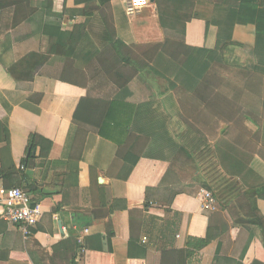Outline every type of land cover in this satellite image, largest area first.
I'll return each mask as SVG.
<instances>
[{
    "label": "crops",
    "instance_id": "1",
    "mask_svg": "<svg viewBox=\"0 0 264 264\" xmlns=\"http://www.w3.org/2000/svg\"><path fill=\"white\" fill-rule=\"evenodd\" d=\"M195 1L187 44L223 49L226 65L227 56L237 55L240 67L258 74L259 89L248 92L242 84L241 100H235L233 90L216 88V64L209 75L212 88L200 94L167 91V79V88L156 89L141 76L109 94L113 86L105 85L98 73V58L108 46L106 22L114 24L117 38L134 51L154 46L150 22L138 16L151 15L163 34L155 3L130 15L127 0H0V107L10 133L9 144L0 143V161L7 149L4 163L19 169L29 149L33 160L18 186L43 210L40 224L25 240L0 208V264H85L83 250L73 258L62 247L79 241L94 249L99 246L96 238L108 233L115 234L114 264H129L130 238L146 250L145 260L132 264H161L164 248L179 252L183 264H221L224 259L264 264L259 228L249 226L250 237H240L234 249L233 230L242 228L223 207L204 211L199 197L191 194L207 186L211 170L216 173L220 167L207 151L214 146L210 137L198 134L208 140L201 144L189 132L211 128L225 140L227 161L242 163L241 174L225 172L239 191L264 181V0ZM160 63H172L156 58L151 66L173 81L175 76H167ZM248 93L257 99L254 103L244 100ZM201 94L208 102L198 99ZM188 95L185 102L180 98ZM88 97L112 99L110 119L102 123L100 113L96 120L103 124V135L91 122L95 110L81 109L74 121ZM219 115L223 117L217 121ZM125 156L139 161L131 166ZM148 189L177 194L170 206L146 205ZM259 206L264 213V201ZM210 230L211 244L186 257L189 238L205 239ZM96 264L111 260L103 256Z\"/></svg>",
    "mask_w": 264,
    "mask_h": 264
},
{
    "label": "trees",
    "instance_id": "2",
    "mask_svg": "<svg viewBox=\"0 0 264 264\" xmlns=\"http://www.w3.org/2000/svg\"><path fill=\"white\" fill-rule=\"evenodd\" d=\"M255 1L258 0H242L243 3H255ZM155 4L160 27L165 32V42L162 45H154L146 48L140 47L139 49H141V52H138V50L134 51L132 47H128L117 38L114 24H109V22H106V27L108 29V46L104 53L98 58V73L104 75L105 85L107 83H110V87L113 86L112 91L109 93L110 95L113 91L117 92L119 89L126 87L138 76H141L142 78L145 77L148 82L151 81L156 89H165L166 83L164 79H167V84H170L169 88L166 87L167 91L178 89L183 94H187L189 92V95H191V92L200 94L201 92H203V89H209L213 86V81L211 82L212 77H210L209 75L211 74V72L213 73L212 68L214 64L219 65L220 63H224L225 53L223 49H198L187 44V28L188 24L191 23L196 16V1L155 0ZM156 58H160L162 60L165 59L172 63L173 67H164L165 70H167V72H165L167 76H175V79L173 81H170L169 78H166L163 73L151 66ZM160 64L162 65L163 63ZM189 95L185 97L180 96V98L183 97L182 100L185 102L187 101V97H189ZM189 99L190 101L192 100L191 97ZM198 99L204 103L208 102L207 99L203 98L202 94ZM111 100L112 99L106 97H88L85 100H82L75 114L74 121H78L77 119L79 118V111L81 109L88 107L89 109L95 110L92 111V113L93 116L96 117V119L94 118L93 120H91V122L94 124L93 127L98 131V133H100V135H103L102 123L106 118L108 120L110 119V111L111 108L114 107ZM100 113H103V119L101 120V122H103L96 123V120L98 119V115H100ZM2 117L3 111L0 107V143L9 144L10 133L8 128L4 125ZM222 117L223 116L220 115L215 116V118H217V121H220ZM205 120L208 121L209 119L207 118ZM232 120H234L233 116ZM206 126L208 125L206 124ZM189 132L194 133V135L197 136L198 139H200L201 144H207L208 140L206 142L204 138H202V136L199 137L198 134H206L208 135L207 137H210L211 141L214 142V146L208 148L209 150L207 151L215 155V158L217 159L216 163L222 170L224 177L226 171H232L234 174L242 173V163L239 160H237V162H230L231 166L228 165V161L225 155V140L220 139L217 131L211 130V128H209L208 130L190 129ZM34 139L35 137H32L31 143L28 147L31 150L35 148ZM244 147L247 149L248 146L245 145ZM28 150L29 149H27L26 151L25 158L21 162V167L24 166L25 170L31 166V161L33 160L31 158L32 154L29 153ZM7 151L8 150L5 149L1 152L2 161H0V179H2L3 187L6 189L20 188L18 184L23 179L25 170H21V167H19L18 169L13 163H10L9 165H6L4 163V154L10 152ZM236 151H238L237 147H234V152ZM41 156L46 157L47 153H42ZM129 156L133 157L131 154H129ZM124 159L127 163L132 164L131 166H135L139 161V157H136V159H132L125 156ZM226 180H230V175L226 178ZM233 185L234 184L232 183V185H230L226 189L229 197V200L226 203H222L220 197L216 195L214 191H212V188H210V186H208V190L213 192L216 196L219 207L221 204H223L222 206L232 223L242 228L233 230L232 237H234L236 240L233 247L235 249L237 241L240 240V237H250L251 231L249 230V226H255L259 228L262 235L264 236V213L259 206V202L264 201V181L260 185L244 192L239 191L237 186ZM203 188L207 189L206 186L198 187L196 188L194 193L191 194L194 196H198L200 190ZM147 193L148 200H146V205L156 202V204L163 206H170L177 194L171 189H148ZM27 194L30 196L29 193ZM50 207L53 210V206L50 205ZM114 235V233H108L107 235L96 238L99 246L94 249L85 248L81 243H78L79 241L69 242L62 248L65 250V253L67 255L75 254L73 258H76L75 256L77 255L78 250H83L85 264H96L97 259L103 256L109 257L111 260V264H114L112 246V240L113 238H115L112 236ZM212 240L211 230L209 231L208 236L205 239L189 238L187 243V250L184 254L186 255V257L194 256L197 252H200L204 248L209 246ZM244 242L245 238L240 250L242 249ZM138 246V241L136 239L130 238L129 264H132L131 261L134 259L145 260L146 250H142ZM56 249L58 250L59 247ZM259 249H261L264 253V245L260 246ZM178 255L179 252L164 248L162 250L161 264H183ZM139 256H141L142 259H139ZM232 262V259H224L221 261V264H232ZM217 264H219L218 260Z\"/></svg>",
    "mask_w": 264,
    "mask_h": 264
},
{
    "label": "built area",
    "instance_id": "3",
    "mask_svg": "<svg viewBox=\"0 0 264 264\" xmlns=\"http://www.w3.org/2000/svg\"><path fill=\"white\" fill-rule=\"evenodd\" d=\"M152 5L151 0H127L130 15L148 9ZM21 170H25V167L22 166ZM198 197L204 211L214 212L218 209V200L210 190L201 189ZM0 208L5 220L18 226L25 240L32 237L43 217L42 207L34 204L32 198L20 188L0 187Z\"/></svg>",
    "mask_w": 264,
    "mask_h": 264
},
{
    "label": "rangeland",
    "instance_id": "4",
    "mask_svg": "<svg viewBox=\"0 0 264 264\" xmlns=\"http://www.w3.org/2000/svg\"><path fill=\"white\" fill-rule=\"evenodd\" d=\"M138 17L140 19H147V21H149L151 24L150 29L152 30V35H151V39L149 40V42L155 43V45H160L165 39V32H163L162 34V32L159 31L158 28H156L155 22H152L153 17L151 15L143 14V15H139ZM137 50L138 52H141V49H137ZM236 57L238 56L233 55L231 56V58H230V55L227 56V59L230 62L227 65L225 62L220 63L219 65H216L215 72H216V78H217L216 88L219 89V91H221L222 87H225L228 90H233L235 93H238L237 94L238 97L235 96V100L238 101V100H241L240 91H241L242 84L246 86L245 90H247L248 92H250L252 89H257L258 83H257L256 78L258 74L256 71L249 70L246 67H243V68L240 67L237 64L238 62H240V60L236 61L237 59ZM164 66L165 65H162V69H165ZM224 78H227V80H224ZM250 94L252 93H248L247 95L249 96L248 97L245 96L244 100L254 103V101L257 99L250 98L252 96ZM228 165L231 166V163L228 162ZM220 171L222 170L218 169V172L216 173H214L212 170H211V173L209 172L210 179L207 176L208 177L207 182L209 184L206 186V188L209 189L208 186H210V188H212V191H214L216 195L220 197L222 203L224 202L226 203L229 200L226 189L230 186V182H229L230 180L229 181L226 180V178L223 176V173L222 174L219 173ZM222 205L223 204H221L220 207H223Z\"/></svg>",
    "mask_w": 264,
    "mask_h": 264
},
{
    "label": "water",
    "instance_id": "5",
    "mask_svg": "<svg viewBox=\"0 0 264 264\" xmlns=\"http://www.w3.org/2000/svg\"><path fill=\"white\" fill-rule=\"evenodd\" d=\"M152 1V4H154L155 3V0H151Z\"/></svg>",
    "mask_w": 264,
    "mask_h": 264
}]
</instances>
